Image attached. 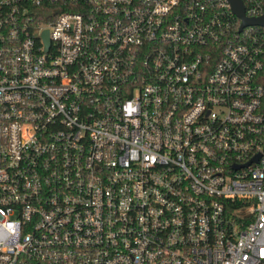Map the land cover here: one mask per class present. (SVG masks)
Segmentation results:
<instances>
[{"label": "built area", "instance_id": "2783aa9c", "mask_svg": "<svg viewBox=\"0 0 264 264\" xmlns=\"http://www.w3.org/2000/svg\"><path fill=\"white\" fill-rule=\"evenodd\" d=\"M0 264H264V24L0 0Z\"/></svg>", "mask_w": 264, "mask_h": 264}, {"label": "water", "instance_id": "95a60500", "mask_svg": "<svg viewBox=\"0 0 264 264\" xmlns=\"http://www.w3.org/2000/svg\"><path fill=\"white\" fill-rule=\"evenodd\" d=\"M227 2L230 4L231 9L236 17H238L242 22V27L247 25H261L264 24V18L259 19H246L244 17V9L241 0H227ZM43 40L45 43L46 48L49 46V40L47 33L44 32L43 34Z\"/></svg>", "mask_w": 264, "mask_h": 264}]
</instances>
